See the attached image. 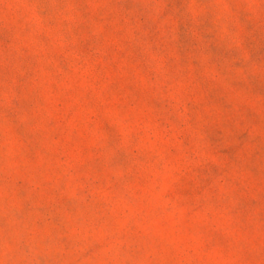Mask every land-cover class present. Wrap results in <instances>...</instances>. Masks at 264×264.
I'll use <instances>...</instances> for the list:
<instances>
[{"label":"rangeland","instance_id":"1","mask_svg":"<svg viewBox=\"0 0 264 264\" xmlns=\"http://www.w3.org/2000/svg\"><path fill=\"white\" fill-rule=\"evenodd\" d=\"M0 264H264V0H0Z\"/></svg>","mask_w":264,"mask_h":264}]
</instances>
